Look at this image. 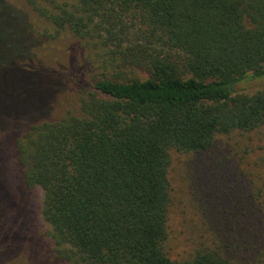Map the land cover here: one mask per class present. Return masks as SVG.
<instances>
[{
  "label": "trees",
  "instance_id": "16d2710c",
  "mask_svg": "<svg viewBox=\"0 0 264 264\" xmlns=\"http://www.w3.org/2000/svg\"><path fill=\"white\" fill-rule=\"evenodd\" d=\"M24 1L55 33L111 47L116 71L79 86L77 115L19 133L20 112L37 102L22 103L18 81L27 24L0 0V126L12 115L19 186L39 188L51 239L40 243L0 173V264H264V228L255 225L264 227V141L249 138L264 127V88L233 91L264 74V0ZM214 147L235 159L226 172H235L237 192L224 205L214 194L203 209L214 220L193 224L189 245L171 256V154Z\"/></svg>",
  "mask_w": 264,
  "mask_h": 264
},
{
  "label": "rangeland",
  "instance_id": "374dc122",
  "mask_svg": "<svg viewBox=\"0 0 264 264\" xmlns=\"http://www.w3.org/2000/svg\"><path fill=\"white\" fill-rule=\"evenodd\" d=\"M5 4L16 13H21L25 18L27 30L25 43L27 44L24 58V71L20 73L18 81L20 88L26 93V98L21 101L30 105L37 100L34 108L21 111V120L17 130L22 133L25 125L42 120H56L66 113L77 115L79 113L80 85L90 86L93 79L100 74L113 72L107 63L110 48L104 46L98 39H81L73 36L68 31L55 33L53 26L43 17L37 15L24 0H3ZM116 71L115 68H113ZM128 71L127 76L142 74L139 69L132 67L122 68ZM89 88V87H88ZM264 88V74L260 76H246L233 86L234 93L251 94ZM45 90V91H44ZM34 97V98H33ZM12 115L3 119L0 130V173L5 190H10L20 199L24 210L29 215L30 222L40 233V243L50 245L48 226L41 220L39 205L41 192L38 187L26 189L19 186L18 166L12 155ZM260 133L250 134L253 144L264 141V127ZM247 139V138H246ZM221 141H224L221 139ZM227 151L224 147H214L200 154H171L169 170V183L171 203L168 213V243L171 256L181 254L189 245L190 238L194 236V225L199 222L214 218H207L214 194H218L221 205L233 192H237V177L226 172L233 165L235 159L225 161ZM250 154L248 158H253ZM220 158L221 162L216 161ZM233 168V167H232ZM232 170V169H231ZM263 174V173H261ZM224 176V178H223ZM223 179L217 184V179ZM248 178V177H247ZM241 189L249 188L248 182L240 181ZM210 190L207 194L203 189ZM215 190V191H214ZM247 208L245 207V210ZM255 219L252 218V223ZM243 222V221H241ZM198 223V222H197ZM197 225V224H196ZM211 225V224H210ZM219 225V224H218ZM259 232L263 230L262 224H255ZM212 226V225H211ZM222 230V229H220ZM45 240V243L44 241ZM187 245V246H186ZM21 260H27L22 254ZM26 257V258H25ZM39 258L29 264H39Z\"/></svg>",
  "mask_w": 264,
  "mask_h": 264
}]
</instances>
